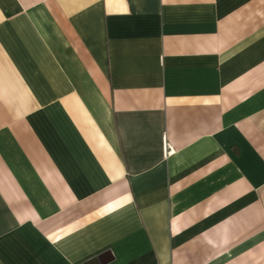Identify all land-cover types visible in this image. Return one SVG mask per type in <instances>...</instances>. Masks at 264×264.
<instances>
[{
	"label": "crops",
	"instance_id": "obj_1",
	"mask_svg": "<svg viewBox=\"0 0 264 264\" xmlns=\"http://www.w3.org/2000/svg\"><path fill=\"white\" fill-rule=\"evenodd\" d=\"M264 264V0H0V264Z\"/></svg>",
	"mask_w": 264,
	"mask_h": 264
},
{
	"label": "water",
	"instance_id": "obj_2",
	"mask_svg": "<svg viewBox=\"0 0 264 264\" xmlns=\"http://www.w3.org/2000/svg\"><path fill=\"white\" fill-rule=\"evenodd\" d=\"M98 256L88 259L84 264H97Z\"/></svg>",
	"mask_w": 264,
	"mask_h": 264
}]
</instances>
